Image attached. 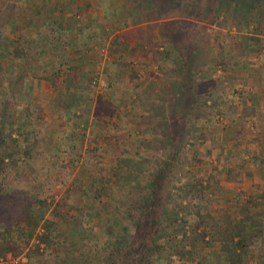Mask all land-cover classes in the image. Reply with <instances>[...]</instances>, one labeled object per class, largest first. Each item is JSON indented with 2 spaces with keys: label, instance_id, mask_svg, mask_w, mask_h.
<instances>
[{
  "label": "rangeland",
  "instance_id": "374dc122",
  "mask_svg": "<svg viewBox=\"0 0 264 264\" xmlns=\"http://www.w3.org/2000/svg\"><path fill=\"white\" fill-rule=\"evenodd\" d=\"M50 1L0 0V110L7 120L19 118L8 129H1L0 140L24 154L18 164L8 166L6 180L17 173L24 160L51 180L41 191L37 185L29 187L30 196L47 199L44 214L49 221L42 222L30 239L14 240L5 236V230L0 232V264H29L27 252L31 248L39 252L45 249L40 236L46 228L55 223L66 227L79 213L98 216L91 243L78 245L80 252L104 255L109 235L124 239L123 226L130 220L108 217L112 195H107V189L103 192V186L111 183L127 192L144 189L147 159L161 153L141 134L138 112H147L149 102L134 101L133 87L154 84L167 76L165 72L174 70L173 55L168 54L172 42L166 33L180 38L181 48L196 57L194 68H202L197 71L199 78L213 88L211 95L203 88L200 100L213 112L200 123L190 121L192 130L185 139L188 150L182 161L174 163L170 197L162 209L169 224L166 243L172 244L170 236L176 232L184 240L186 257L170 251L166 254L170 264H192L194 260L206 264L207 257L221 246L233 243L230 219L247 215L246 208L260 199L264 201L260 196L264 194V148L260 145L264 142V117H237L253 92L264 89V28L257 29L255 13L245 11L238 0H170L162 16L149 21L156 24L150 45L140 35L141 23L110 32L96 12L101 5L89 0L84 10H76L83 24L91 16L96 34L90 45L92 61L84 70L89 74L87 89L78 107L67 112L58 101L63 83L53 86L46 80L45 86H36L31 78L40 48V41L30 39L34 27L31 21L39 20ZM55 1V16L69 14L61 3L68 0ZM25 4L38 7L19 24L17 17L21 8L27 9ZM66 21L75 27L73 17L68 16ZM242 40L250 43L248 52L239 53ZM23 42L29 45L26 51L22 50ZM233 65L243 70L235 77ZM16 81L20 89L10 95L9 87ZM53 89L57 94L51 96ZM157 97L149 99L154 102ZM149 99L147 96L144 100ZM107 101L109 105L105 106ZM75 115L80 118L78 127H72ZM226 132L230 138L227 145L223 142ZM193 152H197V159ZM246 170L256 176L243 175ZM18 172L25 174L21 168ZM187 181L200 184L204 197L185 191L181 185ZM99 194H104L102 199ZM87 195L91 196V207ZM3 222L0 214V225ZM249 240L257 258L241 256L238 264H257L256 259L264 264V223L251 230ZM48 256L38 264L53 263L54 255Z\"/></svg>",
  "mask_w": 264,
  "mask_h": 264
},
{
  "label": "trees",
  "instance_id": "16d2710c",
  "mask_svg": "<svg viewBox=\"0 0 264 264\" xmlns=\"http://www.w3.org/2000/svg\"><path fill=\"white\" fill-rule=\"evenodd\" d=\"M88 1L61 2L66 10H69V14L63 12L61 16H55L56 1L51 0L42 13L43 25L56 23L51 32L54 38L63 41L62 34H56L57 29L62 28V25L65 26L64 21L68 16L71 18L77 15L76 10H84L86 4L89 3ZM97 2H99L102 9L99 8L96 12L99 18L107 23L110 32L141 23L142 25L138 26L142 30L140 35L142 38L145 37L146 42L153 45L156 24L149 21L162 16V12L166 11V5L171 1L97 0ZM237 3L245 11L252 10L255 13L257 29L259 27L264 28V0H238ZM26 5H28L27 9L21 8L17 17V23L19 22V24L28 20L29 12L38 7L32 4H25L24 6ZM93 25L94 21L90 17L87 23L84 22L83 26L73 27L69 25L63 32V34L74 36V38L77 34L75 39H70V46L75 51L68 57L61 58L60 56L61 59H64L60 64V70H64L63 66L67 65L66 70H64V90L61 94L60 102L62 106L60 107L65 108L67 112L77 108L85 97L89 74L84 70L85 65L92 61L90 55L93 52H91L90 45L96 38ZM83 36L88 37V40L87 42L83 41L84 47L79 52V50H76V45ZM165 36L172 42V48L170 46L169 49L171 50L168 51V54L169 56L173 55L176 64L174 70L171 73L165 72L167 76L155 80L154 84H137L133 87L134 101L149 102L147 112L144 110L138 112L141 119L139 120L141 134L146 141L155 144V148L161 153L154 158L147 159L146 165L149 167L144 189L137 192H127L117 188L115 184L105 182L103 186V192L107 189V195H112L111 201L108 203L110 205L107 212L108 217L113 215L116 220L124 219V217L130 220V223L123 226L124 239H114L109 235L104 255L94 252H80L77 248L78 245H90L92 227L97 222L98 216L94 213L88 215L79 213L78 216L73 217L71 224L66 227H63L60 223H55L54 226L46 228L43 236H40L45 243V249L43 252H39L37 248H31L27 252L29 264H38V262L52 254L54 260L51 264H170L166 254L169 251L170 254H179L186 257L184 240L176 232H172L170 236L172 244L168 245L166 243L169 224L165 220L166 216L162 209L170 197L169 186L173 180L174 163L175 161H182L188 150L185 139L192 130L190 121L200 123L207 113L211 115L213 112L212 107L205 106V104L201 105L200 102L203 88L209 95L213 92V88L206 86L205 82L199 78L197 71H201L202 68H196L197 70L194 68L196 57L181 48L180 38L175 33H166ZM53 43L55 44L54 41ZM238 44L243 50L239 53L250 50L249 42L242 40ZM40 45L44 47L46 44L41 41ZM56 52L54 57L58 59V52ZM237 65L232 67L234 77L237 76V72L243 71ZM245 67H247V64H245ZM246 70L248 71V69ZM20 86L19 81L14 82L9 87L10 95L17 92ZM156 95L158 100L153 102L149 99V97ZM147 96L150 101L147 100L146 102L144 99ZM106 104L105 106H108L109 102L107 101ZM134 105L132 106L134 107ZM4 115L5 113L0 110V131L2 128L8 129L10 125L15 124L19 119L12 116L11 120H7ZM244 116L259 120L264 117V89L253 92L247 103L239 108L237 117L242 119ZM72 120V127L80 125L79 116L75 115ZM228 135L229 132H226L223 136V142L226 145L230 142ZM14 141L16 140L14 139ZM260 145L264 148V142ZM14 148L15 146H8L0 140V214L4 219V222L0 225V232L5 230V236L14 240L21 237L30 239L39 225L49 220L45 218L44 214L47 199L35 198L34 194L30 196L29 187H36L37 185L38 191H41L44 186L49 185L51 180L44 176L40 168H35L27 160H24L17 167V173L10 180H6L8 166L12 163L18 164V161L24 155ZM197 155V152H193V157L196 159ZM7 158L10 159V162L6 160ZM255 159L257 160V158ZM20 168L24 169V176L18 172ZM32 170L34 174H32ZM41 177L43 178L42 182L40 181ZM245 179L250 180L248 177ZM181 186L185 191L196 194L199 198L204 197V191L200 184H190L187 181ZM103 195L100 196L99 194V199L100 197L102 199ZM260 196L261 198L263 196L264 199V194L261 193ZM89 199H91V196L87 195L86 201ZM90 203L91 200L87 202L89 207L92 206ZM256 206L257 210L252 208ZM245 211L247 215H242L239 218L233 216L230 219L233 243L228 247L221 246L217 253L207 257L208 262L206 264H238V262H241L238 260L239 257L249 253L252 257L257 258L254 256L256 253L251 248L252 243L249 238L251 230L264 223V201L262 202L260 199L257 204H253L250 209L249 207L246 208ZM23 227L26 228L25 231H23ZM254 262L259 264L261 261L256 259ZM192 264H203V262L194 260ZM260 264H263V262Z\"/></svg>",
  "mask_w": 264,
  "mask_h": 264
},
{
  "label": "crops",
  "instance_id": "0c3cea01",
  "mask_svg": "<svg viewBox=\"0 0 264 264\" xmlns=\"http://www.w3.org/2000/svg\"><path fill=\"white\" fill-rule=\"evenodd\" d=\"M71 1L72 0H68V2H71ZM79 16L80 15H74L73 16V19L75 20V23H74L75 27L83 26L82 20L81 21L79 20V19H81V17L78 18ZM90 17L91 16H88V19ZM42 19H43V16L41 14L38 21H35L34 19L31 21L32 26H34L33 27L34 30L32 29V36L30 39L33 42L35 39H37V41H40V42L42 41V42H45V44H46L44 47H42L39 43L40 48H39V51L37 54L38 59L33 61L34 62L33 63V68H34L33 71L36 70V71H34L35 74H31V78H33V80H34L33 85L45 86L46 80H49L50 83H54L53 86H55L56 83H58L59 85H62L63 78H64V72H65L64 70H66L65 68H67V65L63 66L64 70H62V71L60 70V64L64 60L61 58L62 57H68L69 55L72 54V52L75 51L73 49V47L70 46V39H73L74 36H71L68 34H63L64 30L66 28H68L69 25H71V24H70V22L68 23L67 21H64L65 26L63 27V25H62V28L57 29L56 34H58V33L62 34L61 37L64 39L63 41H61V40H58V38H54L53 34L51 32V30L54 28V26L56 24V23H54V20H53L54 24H52V25L51 24L50 25H43ZM88 19H86V20H88ZM36 24L38 25L39 31L35 30L37 28ZM24 25H26V24L24 23ZM59 30H61V31H59ZM76 37H77V34H75V38ZM81 40L80 41L78 40V45H76L77 46L76 50H79V52H81L80 50L84 47V45L82 44L83 41L87 42L88 37L83 36V38ZM53 41L55 42V44L53 43ZM27 46L29 47L28 43L23 42V44L21 45L22 50L24 49V51H26ZM56 50L58 53L56 52ZM55 52L59 56L58 59H56L57 57H54ZM19 55L21 56V54H19ZM60 56H61V58H60ZM55 94H57V92H55L54 89L51 90V96L55 95ZM58 101L60 102V99H58ZM246 171L247 172L243 173V175H245V174L249 175L250 174V176H256V173H253L250 170H246ZM244 178H246V177H243V179ZM246 255H247V258L251 259V257H252L251 254L250 255L243 254L244 257H246Z\"/></svg>",
  "mask_w": 264,
  "mask_h": 264
},
{
  "label": "built area",
  "instance_id": "2783aa9c",
  "mask_svg": "<svg viewBox=\"0 0 264 264\" xmlns=\"http://www.w3.org/2000/svg\"><path fill=\"white\" fill-rule=\"evenodd\" d=\"M97 82L96 78L93 80V83L95 84Z\"/></svg>",
  "mask_w": 264,
  "mask_h": 264
}]
</instances>
